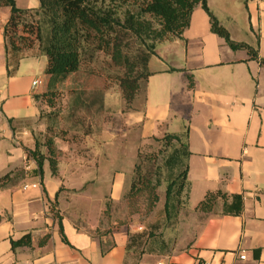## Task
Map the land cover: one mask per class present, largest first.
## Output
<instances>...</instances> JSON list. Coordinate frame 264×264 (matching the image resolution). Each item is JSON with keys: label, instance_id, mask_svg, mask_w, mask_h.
Returning a JSON list of instances; mask_svg holds the SVG:
<instances>
[{"label": "crops", "instance_id": "obj_1", "mask_svg": "<svg viewBox=\"0 0 264 264\" xmlns=\"http://www.w3.org/2000/svg\"><path fill=\"white\" fill-rule=\"evenodd\" d=\"M15 3L38 8L37 0ZM207 6L232 41L264 60V0H207ZM9 14L0 8V264H264V67L257 60L211 33L199 6L181 38L165 41L149 59L141 135L187 133L186 203L178 237L163 234L134 249L129 226L102 231L66 215L57 204L62 180L46 162L39 172L32 96L40 87L31 83L43 80L47 61L27 58L7 71ZM122 173L105 179L112 203L122 198ZM207 193L218 194L211 210H197ZM234 205L241 206L238 215L230 213ZM25 236L26 244L12 245Z\"/></svg>", "mask_w": 264, "mask_h": 264}, {"label": "trees", "instance_id": "obj_2", "mask_svg": "<svg viewBox=\"0 0 264 264\" xmlns=\"http://www.w3.org/2000/svg\"><path fill=\"white\" fill-rule=\"evenodd\" d=\"M38 8L21 9L15 0H0V8H9L10 14L3 27L4 51L7 71L14 72L21 60L45 57V89L35 93L33 101L37 108L38 121L46 122V133L41 137L33 134L34 157L39 172L46 162L53 176L57 174V161L53 157V137L59 136L62 128L57 113L43 115L40 102L55 99L59 86L69 77L85 71H91V64L100 51H107L123 68L119 86L124 97L133 101L138 96L145 103L146 82L150 76L147 69L149 59L155 55L159 44L181 38L188 28L190 17L199 6L207 15L210 31L223 39L232 51L244 50L251 59L264 67V60L243 42H234L213 16L207 6V0H37ZM22 27L33 40H24L18 36ZM22 47L36 51L34 55L22 54ZM80 97L72 106L71 118L78 117L81 110ZM52 113V114H51ZM59 134V135H58ZM64 136L61 135V138ZM151 154H144L138 147L137 161L133 165L132 179L121 201L132 203L143 196L148 210L160 203L162 214L171 224L177 218L186 196V158L187 133L183 135L165 134L158 138ZM155 141V138H154ZM149 145V146H150ZM44 148L48 157L45 156ZM161 192V194L158 193ZM218 194L207 193L197 206V210L208 212ZM238 200L237 196L232 197ZM186 203V199H185ZM185 205V204H184ZM109 204H106V213ZM241 206L234 205L231 215H238ZM223 213H227L223 210ZM62 233L60 219L58 221ZM129 245L134 249L145 246L146 241L162 234L129 233ZM25 236L13 246L26 244Z\"/></svg>", "mask_w": 264, "mask_h": 264}, {"label": "rangeland", "instance_id": "obj_3", "mask_svg": "<svg viewBox=\"0 0 264 264\" xmlns=\"http://www.w3.org/2000/svg\"><path fill=\"white\" fill-rule=\"evenodd\" d=\"M17 33L24 40H33V35L22 27ZM22 50L25 56L36 52L25 47ZM122 74L123 68L113 60L112 55L100 51L91 64L90 72L83 71L64 81L51 104L46 100L38 104L43 115L57 113L65 129V133L62 131L59 136L51 134L53 157L57 161L56 175L62 180L57 204L66 215L76 218L78 223L92 228L98 226L102 231L111 226L125 225L130 227L131 234L161 233L166 237L172 235L175 239L179 235V216L171 224L167 223L160 203L148 210V202L143 196L132 203L125 200L112 203L107 195V175L124 172L123 194L126 193L132 179V166L137 161L138 147L144 149V154H151L155 147L150 144L159 140L142 137L144 103L141 96L133 101L124 97L118 83ZM42 79L40 92L45 89L44 76ZM79 97L82 105L75 120L69 112ZM45 123L37 121L34 132L38 136L42 137L46 133ZM61 135L64 137L61 138ZM43 150L48 157L46 148ZM180 200L182 209L184 195ZM107 203L109 210L106 213ZM137 256L133 254L132 260Z\"/></svg>", "mask_w": 264, "mask_h": 264}, {"label": "built area", "instance_id": "obj_4", "mask_svg": "<svg viewBox=\"0 0 264 264\" xmlns=\"http://www.w3.org/2000/svg\"><path fill=\"white\" fill-rule=\"evenodd\" d=\"M42 84H43V80H41V79H35V80L32 81V83H31V87H32V89H37V88H39ZM24 189H26V187H24ZM244 258H245V256H244L243 254H240V255H239V259H240V260H243ZM207 264H208V263H207Z\"/></svg>", "mask_w": 264, "mask_h": 264}]
</instances>
